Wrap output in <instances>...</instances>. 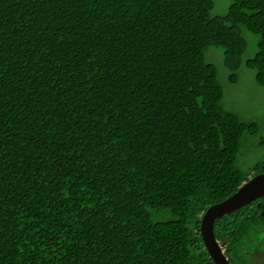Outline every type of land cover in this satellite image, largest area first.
<instances>
[{
  "label": "trees",
  "instance_id": "16d2710c",
  "mask_svg": "<svg viewBox=\"0 0 264 264\" xmlns=\"http://www.w3.org/2000/svg\"><path fill=\"white\" fill-rule=\"evenodd\" d=\"M0 0V264H215L205 213L264 173L229 111L264 87V0ZM264 146V140L261 143ZM169 214V218H163ZM230 264L264 263V197L218 218Z\"/></svg>",
  "mask_w": 264,
  "mask_h": 264
},
{
  "label": "rangeland",
  "instance_id": "374dc122",
  "mask_svg": "<svg viewBox=\"0 0 264 264\" xmlns=\"http://www.w3.org/2000/svg\"><path fill=\"white\" fill-rule=\"evenodd\" d=\"M214 1V17L226 15L233 3V0ZM244 37L248 42V50L243 57V63L239 70L240 82L238 84H233L230 81L232 73L225 66V56L222 49L211 48L207 54V61L216 65L219 70L220 81L225 90L226 108L239 115L244 122L257 123L260 126V132L256 137L245 140L240 155V165H243L244 170L248 171L251 166L264 158V146L261 144L264 140V87L257 84L256 72L246 66L247 60L258 54L260 37L247 30H244ZM167 215L169 214H165L163 218L170 219V216ZM260 253L264 254V252Z\"/></svg>",
  "mask_w": 264,
  "mask_h": 264
},
{
  "label": "water",
  "instance_id": "95a60500",
  "mask_svg": "<svg viewBox=\"0 0 264 264\" xmlns=\"http://www.w3.org/2000/svg\"><path fill=\"white\" fill-rule=\"evenodd\" d=\"M261 197H264V173L254 177L232 197L212 206L205 213L201 224V234L207 251L215 264H230L215 236L216 220L242 209Z\"/></svg>",
  "mask_w": 264,
  "mask_h": 264
}]
</instances>
